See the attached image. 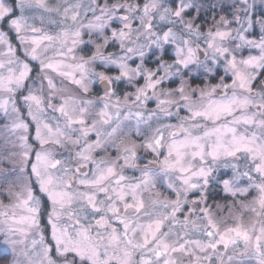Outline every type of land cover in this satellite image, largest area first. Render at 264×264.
<instances>
[{"label":"snow or ice","instance_id":"obj_1","mask_svg":"<svg viewBox=\"0 0 264 264\" xmlns=\"http://www.w3.org/2000/svg\"><path fill=\"white\" fill-rule=\"evenodd\" d=\"M0 264H264V0H0Z\"/></svg>","mask_w":264,"mask_h":264},{"label":"rangeland","instance_id":"obj_2","mask_svg":"<svg viewBox=\"0 0 264 264\" xmlns=\"http://www.w3.org/2000/svg\"><path fill=\"white\" fill-rule=\"evenodd\" d=\"M5 202H7V201H5Z\"/></svg>","mask_w":264,"mask_h":264}]
</instances>
